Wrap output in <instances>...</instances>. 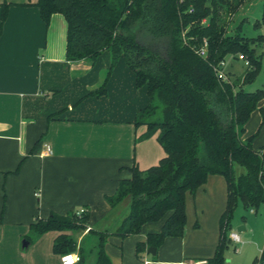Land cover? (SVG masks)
Listing matches in <instances>:
<instances>
[{"label": "crops", "instance_id": "crops-1", "mask_svg": "<svg viewBox=\"0 0 264 264\" xmlns=\"http://www.w3.org/2000/svg\"><path fill=\"white\" fill-rule=\"evenodd\" d=\"M36 1L0 0V264H60L52 248L58 231H46L29 243L30 225L51 213L84 209L88 228H109L115 221L105 196L130 177L133 165L147 169L165 155L159 130L143 137L146 125H134L149 98L124 59L109 70L105 92L92 93L109 69L110 53L103 51L93 63L68 61L64 16L53 13L45 24ZM261 106L264 100L250 114L259 112L252 117L258 126L251 127L249 117L241 139L255 134L252 147L264 151ZM226 197L224 178L210 174L185 195L181 237H167L155 255L147 248L138 258L136 243L158 232L163 220L148 222L138 234L110 235L105 251L112 264H207L218 242ZM247 225L231 224L242 227L237 230L241 242L251 233ZM80 237L88 246L96 242L87 232Z\"/></svg>", "mask_w": 264, "mask_h": 264}, {"label": "trees", "instance_id": "trees-1", "mask_svg": "<svg viewBox=\"0 0 264 264\" xmlns=\"http://www.w3.org/2000/svg\"><path fill=\"white\" fill-rule=\"evenodd\" d=\"M251 0H37L41 19L48 24L53 13L67 23L66 59L93 63L103 52L111 55L100 87L105 92L109 70L122 57L133 71L137 87L145 86L148 104L135 117L134 125H146L143 137L159 130L157 140L165 155L147 169L133 165L130 177L120 179L115 192L105 196L115 221L107 229L86 225L81 214L51 213L30 225L27 242L46 231H58L53 242L57 254L77 251L86 264V253H94V264H112L105 251L110 235L125 238L138 234L143 224L163 220L158 232L136 243L138 258L149 247L158 248L167 237H181L186 225L185 195L194 193L208 175L224 178L227 197L219 218V237L207 264H224L230 243L228 231L238 203L244 209L264 204V151L255 150V134H241L250 114L264 100V87L246 90L262 68L258 47L264 35L249 37L233 17ZM262 15L256 25H264ZM3 9L1 19L5 18ZM206 44V55L197 50ZM242 54L248 60L240 78L219 80L214 66L228 56ZM229 74V73H228ZM261 125L264 106L259 107ZM87 228L96 242L88 251L73 233ZM154 257V256H153ZM251 264H264L260 257Z\"/></svg>", "mask_w": 264, "mask_h": 264}, {"label": "rangeland", "instance_id": "rangeland-1", "mask_svg": "<svg viewBox=\"0 0 264 264\" xmlns=\"http://www.w3.org/2000/svg\"><path fill=\"white\" fill-rule=\"evenodd\" d=\"M262 1L261 0H251L247 3H244L240 6L239 11L233 17L234 23L237 25L241 24L242 32L249 37H256L259 34L264 35V25H256L257 22L260 21L262 15ZM259 52H264V42L261 46L258 47ZM263 60V58H262ZM232 63V64H231ZM231 67L228 68V77L230 80H235L240 78L246 68L243 62L239 59L230 60ZM264 86V71L259 72L256 76L255 80L252 83H248L244 85L246 90H254L256 88H262ZM256 114H259L258 111H255L253 115H251V127L256 128ZM255 116V119L252 117ZM260 139L264 145V125L260 128ZM259 135V134H258ZM236 221L245 223L247 221V228H251V233L247 234V239L243 240V242L234 245V243H228L227 247L224 250V264H251L254 261H257L260 257L261 250L264 245V204L260 205L256 210L255 214L249 213V209H244L241 203H238L232 220V224ZM233 229L237 231V226H233ZM232 227L228 231V233L233 230ZM87 232V228L77 232L79 235H83ZM227 233V234H228ZM77 234L73 233L74 238L78 243L82 242V245L88 251V244L86 243V239L82 240L80 237L77 238ZM242 235V233H239ZM91 240V237H90ZM94 253L87 252L86 253V264H94ZM93 258V261L91 260ZM92 261V262H91Z\"/></svg>", "mask_w": 264, "mask_h": 264}, {"label": "built area", "instance_id": "built-area-1", "mask_svg": "<svg viewBox=\"0 0 264 264\" xmlns=\"http://www.w3.org/2000/svg\"><path fill=\"white\" fill-rule=\"evenodd\" d=\"M197 52L199 55L205 56L206 55V44H203L197 50ZM236 58L241 60L246 67L250 65L249 60L245 56H243L242 54H237L236 57L228 56L225 59L219 61L214 66L215 74L219 80H223V81L230 80V78L228 77V66L230 64V60H235ZM83 211H84V209H81V210L77 211L76 214L79 215V214L83 213ZM251 211H253V210L251 209ZM228 237H229L230 242H232L234 244L241 243V239H240L237 231L231 230L228 233ZM79 259H80V257H79V254L77 251L67 252V253H63V254L59 255L60 264H75L79 261Z\"/></svg>", "mask_w": 264, "mask_h": 264}, {"label": "water", "instance_id": "water-1", "mask_svg": "<svg viewBox=\"0 0 264 264\" xmlns=\"http://www.w3.org/2000/svg\"><path fill=\"white\" fill-rule=\"evenodd\" d=\"M241 229H242V227L241 228L239 227L237 230L241 231ZM155 252H156V248L155 247H149L147 249V253H150L151 255H155Z\"/></svg>", "mask_w": 264, "mask_h": 264}]
</instances>
